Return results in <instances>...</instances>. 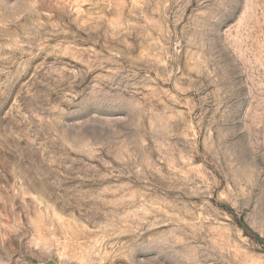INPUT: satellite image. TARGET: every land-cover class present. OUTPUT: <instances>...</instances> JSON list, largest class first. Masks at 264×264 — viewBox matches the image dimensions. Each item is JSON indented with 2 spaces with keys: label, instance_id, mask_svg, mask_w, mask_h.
<instances>
[{
  "label": "rangeland",
  "instance_id": "1",
  "mask_svg": "<svg viewBox=\"0 0 264 264\" xmlns=\"http://www.w3.org/2000/svg\"><path fill=\"white\" fill-rule=\"evenodd\" d=\"M0 264H264V0H0Z\"/></svg>",
  "mask_w": 264,
  "mask_h": 264
}]
</instances>
